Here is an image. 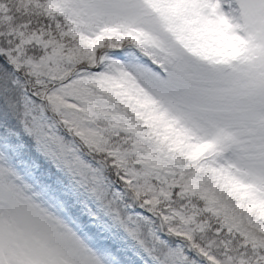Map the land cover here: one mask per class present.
I'll return each instance as SVG.
<instances>
[{
  "label": "snow or ice",
  "instance_id": "obj_1",
  "mask_svg": "<svg viewBox=\"0 0 264 264\" xmlns=\"http://www.w3.org/2000/svg\"><path fill=\"white\" fill-rule=\"evenodd\" d=\"M0 264H264V0H0Z\"/></svg>",
  "mask_w": 264,
  "mask_h": 264
}]
</instances>
